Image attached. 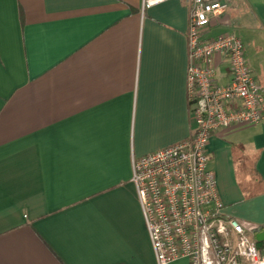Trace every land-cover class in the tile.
<instances>
[{"label":"crops","instance_id":"0c3cea01","mask_svg":"<svg viewBox=\"0 0 264 264\" xmlns=\"http://www.w3.org/2000/svg\"><path fill=\"white\" fill-rule=\"evenodd\" d=\"M188 2L0 0V264H156L132 159L193 128ZM222 32L264 93V0H228L203 36ZM207 149L222 213L264 230V118Z\"/></svg>","mask_w":264,"mask_h":264},{"label":"built area","instance_id":"2783aa9c","mask_svg":"<svg viewBox=\"0 0 264 264\" xmlns=\"http://www.w3.org/2000/svg\"><path fill=\"white\" fill-rule=\"evenodd\" d=\"M165 0H141L144 10ZM228 0H189L186 93L193 128L188 137L132 159L135 188L156 264H264L253 237L259 225L226 216L215 174L207 167L210 137L218 130L255 125L264 118V93L231 32L204 38ZM222 55L225 80L214 63Z\"/></svg>","mask_w":264,"mask_h":264},{"label":"water","instance_id":"95a60500","mask_svg":"<svg viewBox=\"0 0 264 264\" xmlns=\"http://www.w3.org/2000/svg\"><path fill=\"white\" fill-rule=\"evenodd\" d=\"M254 239L255 241L257 242H261V241H264V230H260V231H256L254 233Z\"/></svg>","mask_w":264,"mask_h":264},{"label":"rangeland","instance_id":"374dc122","mask_svg":"<svg viewBox=\"0 0 264 264\" xmlns=\"http://www.w3.org/2000/svg\"><path fill=\"white\" fill-rule=\"evenodd\" d=\"M246 64H247L248 69L250 70L251 74L256 78V76H255L254 72L252 71V68L250 67V64L247 60H246ZM259 87H260L261 91L263 92V85L260 82H259Z\"/></svg>","mask_w":264,"mask_h":264}]
</instances>
